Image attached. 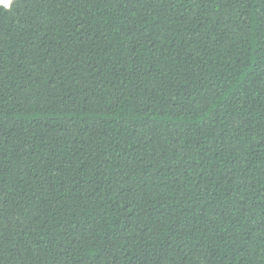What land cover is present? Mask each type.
Returning <instances> with one entry per match:
<instances>
[{
    "label": "trees",
    "instance_id": "obj_1",
    "mask_svg": "<svg viewBox=\"0 0 264 264\" xmlns=\"http://www.w3.org/2000/svg\"><path fill=\"white\" fill-rule=\"evenodd\" d=\"M0 264H264V0L0 6Z\"/></svg>",
    "mask_w": 264,
    "mask_h": 264
},
{
    "label": "snow or ice",
    "instance_id": "obj_2",
    "mask_svg": "<svg viewBox=\"0 0 264 264\" xmlns=\"http://www.w3.org/2000/svg\"><path fill=\"white\" fill-rule=\"evenodd\" d=\"M13 0H0V6H3L5 9L8 8V5L12 4Z\"/></svg>",
    "mask_w": 264,
    "mask_h": 264
}]
</instances>
